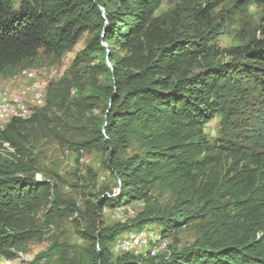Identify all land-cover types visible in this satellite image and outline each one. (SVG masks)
Returning a JSON list of instances; mask_svg holds the SVG:
<instances>
[{
    "label": "trees",
    "instance_id": "obj_1",
    "mask_svg": "<svg viewBox=\"0 0 264 264\" xmlns=\"http://www.w3.org/2000/svg\"><path fill=\"white\" fill-rule=\"evenodd\" d=\"M160 1L0 0V75L40 51L60 60L89 34L69 78L59 88L49 83L41 111L0 129V144L26 155L20 138L48 121V110L72 107L83 117L102 98L90 136L64 143L78 153L104 151L117 187H103L81 208L61 198L54 181L36 178L31 160L0 163L1 257L26 253L56 218L72 216L87 241L81 264H264V0L232 3L255 4L262 16L257 34L221 50L212 43L214 4L190 7L186 24L174 10L156 15ZM220 55L229 60L214 62ZM87 72L104 74L105 87L94 77L85 89ZM216 115L222 126L211 137L205 124ZM160 184L176 192L171 206L157 205L151 191ZM135 201H144L135 216L103 221L105 208ZM196 220L201 236L166 256L111 250L123 232L158 224L166 237ZM47 260L43 252L28 264Z\"/></svg>",
    "mask_w": 264,
    "mask_h": 264
},
{
    "label": "rangeland",
    "instance_id": "obj_2",
    "mask_svg": "<svg viewBox=\"0 0 264 264\" xmlns=\"http://www.w3.org/2000/svg\"><path fill=\"white\" fill-rule=\"evenodd\" d=\"M234 1L161 0L155 14L159 15L174 10L182 15L187 24L189 23L187 10L190 7L195 4L201 6H206L207 3L214 4L212 28L216 33L212 34V43L215 44L218 50H221L241 45L250 36L257 34V27L262 16L261 7L249 4L242 10H238L232 6ZM88 39L89 34L84 33L73 51L64 55L60 60L40 51L35 59L5 70L0 75V79L11 76H25L27 84H31L34 81L31 75L32 72L39 73L45 70L47 75L42 79L46 80L48 85L52 82L59 88L63 80L69 78L68 70L72 59L77 52L82 50ZM228 60V57L220 55L214 59V62L223 63ZM89 64L94 66L96 60L91 61ZM94 77L99 88L105 87L104 74L100 73L96 76L94 72H87L84 78L89 84L85 85V89L92 87ZM103 107V99L100 98L97 106L91 112H86L83 117L72 107L69 111L65 108L48 110L46 112L48 121L41 120L40 123H34L20 138V143L25 149L26 155L19 154L16 149L7 143H3L0 144V163L15 162L19 159L26 162L31 160L36 168V178H49L54 181L57 184V190L61 198L72 200L81 208H83L86 198H95L96 192L105 186L117 191L115 179L108 172L104 163L106 158L104 151L91 148L88 151L78 153L64 143V141L79 142L88 138L92 122L102 115ZM37 110L35 114L41 111ZM245 117V113L240 112L241 120L239 124L244 125L246 122ZM221 126L222 119L216 115L205 124L206 134L211 137L217 136L220 133ZM131 152L132 148H128L122 157L131 154ZM93 175H95V179ZM151 193L157 205L161 208L171 206L176 199V192L161 184L154 188ZM143 204L144 201H135L113 209L105 208L102 219L106 224L122 222L135 216L142 209ZM149 226L159 232L161 230L158 224ZM201 229V222L196 220L172 230L166 237L162 236L166 242L167 249L165 252L168 254L171 251L190 246L201 236ZM86 248L87 241L79 236L77 227L72 221V216L56 218L55 223L50 226L45 240L29 244L28 251L26 253L18 252L14 259H5L0 256V263L28 264L38 255L46 252L49 264H81L86 259Z\"/></svg>",
    "mask_w": 264,
    "mask_h": 264
},
{
    "label": "bare ground",
    "instance_id": "obj_3",
    "mask_svg": "<svg viewBox=\"0 0 264 264\" xmlns=\"http://www.w3.org/2000/svg\"><path fill=\"white\" fill-rule=\"evenodd\" d=\"M34 74L37 73L32 72L31 75L33 80H34ZM13 80L21 81V84H27V79L25 78V76H11L7 78H1L0 85L10 86L11 84H13ZM47 87H48V82L42 78H39L38 88L39 90H43L44 97L41 100V104L36 108H35V104H28L27 112H17V104H19V96H14V94H6V103L10 105V112H16V113H12L7 118L6 123H1V117H0V129H3L10 121L14 119L31 118V116L36 112L37 109L42 108L45 105ZM138 239H140V243H138ZM114 244H118V253L130 252L134 255L149 259L158 257L161 254H164V256L168 255L165 252V250L167 249L166 242L163 239L161 233L149 225L142 227L141 229L135 231H128L124 234L119 235L114 241ZM137 244H138V248L137 250H135ZM111 250L114 254H116V248L113 247V243L111 245Z\"/></svg>",
    "mask_w": 264,
    "mask_h": 264
},
{
    "label": "built area",
    "instance_id": "obj_4",
    "mask_svg": "<svg viewBox=\"0 0 264 264\" xmlns=\"http://www.w3.org/2000/svg\"><path fill=\"white\" fill-rule=\"evenodd\" d=\"M47 72L45 70L34 74V81L31 84H21V81L13 80V84L10 86L0 85V117L1 123H6L7 118L16 112H10V105L6 103V94H14V96H19V104H17V112H27L28 104H35V108L41 104V100L44 97L43 90L38 88V79L45 78ZM124 234V232H123ZM140 243V239H138ZM113 247L116 248V255L118 253V244H114ZM138 244L136 246L137 250Z\"/></svg>",
    "mask_w": 264,
    "mask_h": 264
}]
</instances>
